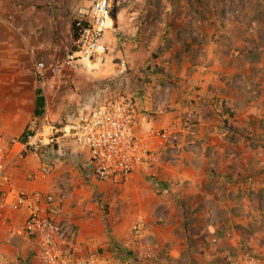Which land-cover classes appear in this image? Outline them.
<instances>
[{"label":"rangeland","instance_id":"374dc122","mask_svg":"<svg viewBox=\"0 0 264 264\" xmlns=\"http://www.w3.org/2000/svg\"><path fill=\"white\" fill-rule=\"evenodd\" d=\"M123 6L142 34L123 41L134 61L115 59L128 61L123 90L139 92L154 121L179 123L181 139L150 144L155 161L122 183L67 181L59 198L73 213L62 224L81 248L97 241L86 254L114 255L143 215L152 257L139 264H264V0H115L113 17ZM5 230L0 264H40Z\"/></svg>","mask_w":264,"mask_h":264},{"label":"crops","instance_id":"0c3cea01","mask_svg":"<svg viewBox=\"0 0 264 264\" xmlns=\"http://www.w3.org/2000/svg\"><path fill=\"white\" fill-rule=\"evenodd\" d=\"M90 3V0H0V146L3 139L10 148L7 157L12 176L9 202L15 201L20 191L51 193L57 205L54 209L51 207V215L61 223L69 222V215L73 213L59 198L61 186L67 181L94 177L91 175L90 153L88 148L75 144L70 137H62L56 145L21 154L23 146L18 140L34 117L37 90L43 91L51 121L62 125L66 114L78 106H86L88 110L109 100L118 89L128 88L125 84L120 86L109 80L119 68L115 63L116 57L123 53L132 61L135 59L132 47L124 46L123 41L128 39L126 36L142 35L137 12L120 7L106 35L109 56L102 71L84 73L64 69L58 75L46 73L39 81L34 71L36 60L56 63L63 59L66 49L75 42L72 25L77 10ZM9 13L13 14L11 23L7 19ZM135 94L138 97L135 131L149 146L159 144L156 128L159 125L165 127L174 119L168 116L154 121L149 116L150 109L143 96L139 92ZM47 163L52 173L44 177L42 166ZM76 168H82L83 172L80 174ZM79 211L81 220L86 222L90 219L87 210L82 208ZM27 213L26 208L18 211L13 223L22 224ZM4 227L5 222L0 220V229ZM92 235L96 236L95 229ZM91 241V244H83L85 252L97 244L96 240Z\"/></svg>","mask_w":264,"mask_h":264},{"label":"built area","instance_id":"2783aa9c","mask_svg":"<svg viewBox=\"0 0 264 264\" xmlns=\"http://www.w3.org/2000/svg\"><path fill=\"white\" fill-rule=\"evenodd\" d=\"M88 6L77 10L74 20L77 38L66 49L63 59L56 63L38 61L40 76L46 73L58 75L64 69L74 72L97 73L106 66L109 47L106 35L113 20L115 0H90ZM128 71V61L122 58L119 68L109 82L124 83ZM78 106L68 112L62 125L51 121L49 112L42 118L34 117L23 136V153L38 152L43 147L59 143L62 137H70L79 146L88 148L90 153L91 175L109 183H122L137 170L148 169L155 154L152 148L137 135L134 127L138 110V97L134 92L118 89L113 97L95 104L86 110ZM179 124V123H178ZM177 122H173L156 132L160 144L179 143L181 134ZM1 139L0 146V220L5 222L7 238L19 239L34 248L40 264H139L138 259L152 257L149 244L144 239L147 222L143 216L135 219L132 225V238L126 246L115 249V254H86L76 242V233L51 215L55 207L53 194L42 190L20 191L16 200L9 202V188L12 176L7 162L9 146ZM52 173L50 164L42 166L44 177ZM10 206V209L8 208ZM57 206V205H56ZM26 208L27 217L22 224L13 223L18 211ZM139 249V256L132 250ZM230 264H257L249 255L228 256Z\"/></svg>","mask_w":264,"mask_h":264},{"label":"trees","instance_id":"16d2710c","mask_svg":"<svg viewBox=\"0 0 264 264\" xmlns=\"http://www.w3.org/2000/svg\"><path fill=\"white\" fill-rule=\"evenodd\" d=\"M72 32H73L74 39H76L78 35H77V30H76V26L74 22L72 25ZM45 113H46V98L43 94V91L41 89H38L34 116L42 118L45 115Z\"/></svg>","mask_w":264,"mask_h":264}]
</instances>
